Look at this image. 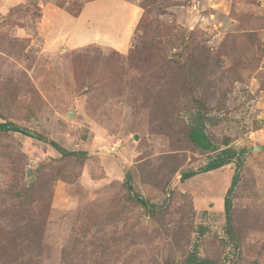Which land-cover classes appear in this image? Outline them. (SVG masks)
<instances>
[{"label": "rangeland", "instance_id": "rangeland-1", "mask_svg": "<svg viewBox=\"0 0 264 264\" xmlns=\"http://www.w3.org/2000/svg\"><path fill=\"white\" fill-rule=\"evenodd\" d=\"M91 1L0 0V122L86 153L0 134V264H181L194 249L215 264H264V0H122L124 53L68 43L61 15ZM90 19L98 32L103 19ZM189 75L210 141L246 150L234 239L223 211L234 165L179 182L212 155L182 132ZM127 173L157 214L128 198Z\"/></svg>", "mask_w": 264, "mask_h": 264}, {"label": "trees", "instance_id": "trees-1", "mask_svg": "<svg viewBox=\"0 0 264 264\" xmlns=\"http://www.w3.org/2000/svg\"><path fill=\"white\" fill-rule=\"evenodd\" d=\"M141 22L142 17L139 19L138 23ZM194 68L195 67L192 66L191 69L193 70ZM183 83L186 89L188 90V95H192V102H190V108L188 109V114L191 118L188 124L184 125V128L182 130L184 137L190 143V145H192L197 151L202 152L203 154L211 153L212 155L208 158L206 164L198 170L181 171L179 174V182L183 183L184 181L196 175L216 171L230 164L234 165L235 168L231 177L230 185L223 198V211L225 216L226 232L229 238L232 239L234 237V227L232 223V197L240 180V170L242 169L244 164V155L246 153V150H236L231 148L229 146L230 143L227 139L221 142V144H219L218 146L210 141V137L205 133V126L208 123L210 124V119L209 116L206 117L207 109L205 104L201 102L204 99L198 98L195 95L196 82H194L193 75L184 76ZM0 134H20L22 136L47 143L53 149H55L63 158L72 156L73 158L76 157L81 158L83 160L84 157H86L85 152H69L64 148L60 147L54 141L47 140L42 135L36 132H31L28 129L22 128L11 121L3 120L2 122H0ZM124 184L127 188L128 198L132 202L144 208L148 214L154 215L158 213V208H156L154 204L144 200L137 192H134L132 190L131 176L129 173L125 175ZM33 189L34 188L32 186H29L25 190H22L20 192L16 191V193H14V197H21L24 199L27 197V194H32ZM168 194L169 192H167V196ZM164 205L166 204L161 205L159 208L163 207ZM194 251L196 250L194 249ZM194 251L187 255L181 264H215L211 260L199 258L196 255V252Z\"/></svg>", "mask_w": 264, "mask_h": 264}, {"label": "crops", "instance_id": "crops-1", "mask_svg": "<svg viewBox=\"0 0 264 264\" xmlns=\"http://www.w3.org/2000/svg\"><path fill=\"white\" fill-rule=\"evenodd\" d=\"M131 11L132 7L122 0H93L84 5L78 17L67 19L61 15L60 19L64 20L63 18H65L67 23H71L65 31L68 43L74 48L79 45L98 42L124 53L127 47L126 42L132 32L127 25L130 21ZM56 16H60V14L57 13ZM90 18L95 19V21L103 19L102 27L99 28L98 32L91 29Z\"/></svg>", "mask_w": 264, "mask_h": 264}, {"label": "water", "instance_id": "water-1", "mask_svg": "<svg viewBox=\"0 0 264 264\" xmlns=\"http://www.w3.org/2000/svg\"><path fill=\"white\" fill-rule=\"evenodd\" d=\"M134 139H135V140L137 139L136 135L134 136ZM255 150H256V149H255Z\"/></svg>", "mask_w": 264, "mask_h": 264}]
</instances>
